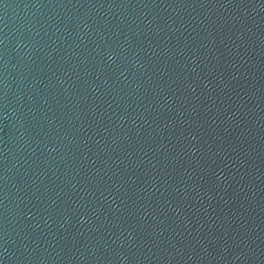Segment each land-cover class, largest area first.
<instances>
[{
  "label": "water",
  "instance_id": "obj_1",
  "mask_svg": "<svg viewBox=\"0 0 264 264\" xmlns=\"http://www.w3.org/2000/svg\"><path fill=\"white\" fill-rule=\"evenodd\" d=\"M0 264H264V0H0Z\"/></svg>",
  "mask_w": 264,
  "mask_h": 264
}]
</instances>
